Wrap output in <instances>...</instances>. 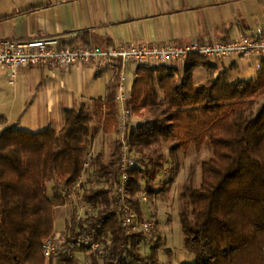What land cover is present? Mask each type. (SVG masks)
Wrapping results in <instances>:
<instances>
[{
    "label": "trees",
    "instance_id": "16d2710c",
    "mask_svg": "<svg viewBox=\"0 0 264 264\" xmlns=\"http://www.w3.org/2000/svg\"><path fill=\"white\" fill-rule=\"evenodd\" d=\"M86 35V34H85ZM87 35H89L87 33ZM84 43L90 39L82 35ZM182 63L136 66L129 100L131 112L149 119L131 126L128 141L139 155L148 157L129 171L130 204L141 218L136 196L150 190L165 166L163 153H147L162 140L175 143L170 154L191 145L200 151L212 147L213 157L202 164L201 184L181 191L180 211L185 246L195 260L183 264H264V57L253 78L230 79L224 67L201 84L193 71L200 65L216 68L212 60L191 55ZM116 87L107 97L96 98L65 110V123L41 131L6 128L0 134V264H49L45 241L56 231V208L66 204L64 189L82 178L90 147L99 132L119 131ZM98 120V125L93 122ZM0 122H7L0 116ZM118 139L115 157H94L92 165L110 185L87 187L85 202L98 212L79 217L73 213L66 242L58 253L62 264H77V253H93L92 242L105 248V264H158V247L150 256L139 251L145 232L126 231L121 221ZM138 160V159H137ZM178 171V170H177ZM174 171L166 183L172 184ZM57 182L54 195L49 184ZM153 193V191H151ZM53 257V256H52ZM91 264H99L94 259Z\"/></svg>",
    "mask_w": 264,
    "mask_h": 264
},
{
    "label": "crops",
    "instance_id": "0c3cea01",
    "mask_svg": "<svg viewBox=\"0 0 264 264\" xmlns=\"http://www.w3.org/2000/svg\"><path fill=\"white\" fill-rule=\"evenodd\" d=\"M263 34L264 0H0V43L38 35L84 43V35L89 44L107 47L141 41L187 44ZM218 58L212 61L216 70H211L210 78L224 67L229 69L230 79L253 78L259 69L254 58ZM136 66L129 63L126 67L132 85ZM118 74L119 69L99 71L92 64L76 63L69 68L23 67L12 76L0 66V116L7 118L0 122V134L9 127L29 131L49 125L62 128L66 109L107 97L118 87ZM105 135L98 133L96 148ZM59 207L56 231L65 232ZM87 254L77 253V264ZM54 256L51 264H58Z\"/></svg>",
    "mask_w": 264,
    "mask_h": 264
},
{
    "label": "built area",
    "instance_id": "2783aa9c",
    "mask_svg": "<svg viewBox=\"0 0 264 264\" xmlns=\"http://www.w3.org/2000/svg\"><path fill=\"white\" fill-rule=\"evenodd\" d=\"M202 55L210 59L215 57L254 58L261 68L264 57V34L241 35L230 40L192 41L187 44H156L141 42L119 43L107 47H98L89 43H72L58 36L38 35L29 39L10 38L0 43V66L7 68L15 76L23 67L51 66L69 68L73 64H92L97 70H118V87L116 101L119 105V139L122 142L119 154L120 175L118 187L121 205V221L126 231L151 233L155 224L149 219L141 218L132 208L127 188L129 171L137 165V153L131 148L128 134L131 129V109L129 100L132 84L129 82L127 64H176L191 55ZM91 155L87 156V163ZM143 199L148 200L147 196ZM65 232L55 231L45 241V255L49 262L57 255L66 242ZM92 252L103 256L105 248L99 240L92 242ZM89 264V263H88Z\"/></svg>",
    "mask_w": 264,
    "mask_h": 264
},
{
    "label": "rangeland",
    "instance_id": "374dc122",
    "mask_svg": "<svg viewBox=\"0 0 264 264\" xmlns=\"http://www.w3.org/2000/svg\"><path fill=\"white\" fill-rule=\"evenodd\" d=\"M216 59L219 58L215 57L211 60L215 61ZM211 70H216V68L210 69L204 65L198 66L194 70L195 84L206 82L212 76ZM263 101V99L260 100V102ZM89 103L93 105V101ZM148 119L149 115L140 116L131 112L130 125L136 127ZM93 124L98 125V120L96 119ZM118 139L119 131H116L110 135L102 136L100 148H96L93 143L88 153V155H91V161L87 165L80 181L70 189L63 187L66 204L58 208V216L61 223L66 226V230L67 225L71 222L73 213H77L79 217L84 218L98 212L96 206L84 201L82 196L83 190L87 187H108L110 185L104 178L98 176L96 168L92 163L94 157L100 153L103 154L105 162L112 160L115 157L114 152L118 144ZM174 144L173 142L160 140L154 143L152 150L147 151L151 156H155L154 151L157 154L163 153L166 157L165 166L159 173L158 180L152 185V188L147 190L143 180L142 190L136 195L141 201L144 218L149 219L155 224L152 232L148 233L146 238L139 244V251L144 256H150L152 248L157 246L158 264H183L184 262L195 260V255L188 251L185 246L184 232L181 227L180 211L183 207L181 191L187 184H191L194 187H198L201 184L202 164L205 160L213 157L212 147L208 144H205L200 151H197L195 146L191 145L188 152L180 149L174 154H170V150ZM137 159L140 164L149 160L148 157H143L139 154H137ZM174 171H177V173L174 176L172 184L166 185ZM56 186L57 182H51L49 184L51 196L54 195ZM112 195H118L117 185L112 187ZM144 196H147L148 200L145 201L143 199ZM130 198L131 194H129ZM58 253L54 257H57L58 264H62L60 263L62 261L59 260L60 256ZM80 259L81 264H91L94 259L99 264H105L106 262L104 256H100L94 252L87 254L85 260L83 258ZM51 263L50 261L49 264Z\"/></svg>",
    "mask_w": 264,
    "mask_h": 264
}]
</instances>
